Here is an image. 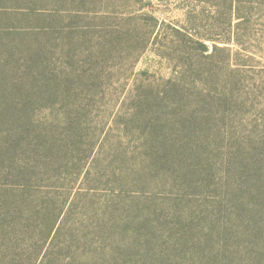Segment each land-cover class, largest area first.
Here are the masks:
<instances>
[{"label":"trees","instance_id":"1","mask_svg":"<svg viewBox=\"0 0 264 264\" xmlns=\"http://www.w3.org/2000/svg\"><path fill=\"white\" fill-rule=\"evenodd\" d=\"M84 1L0 0L3 241L19 234L23 242L25 238L31 240L34 232L44 237L61 231L62 213L73 190L67 187L68 192L64 183L78 177L84 167L86 177L91 175L92 166L86 162L93 148L77 150L80 141L86 139L80 127L87 115L78 118L70 113V109H81L84 100L74 92L75 84L70 83L67 73L70 57L74 56L71 36L78 28L65 21L63 15L79 12L62 8ZM204 39L213 43V49L216 43L226 44L224 40ZM198 43L206 48L203 42ZM138 98L134 114L125 125L137 124L140 150L148 160L145 158L140 169L133 168L127 177L121 173L112 175V179L119 184L118 194L123 195L131 193L124 187L136 185L141 176L145 180L156 174L152 178H157L161 172L166 187L173 191L170 204L151 202L144 207L139 198L129 197L123 206L125 200L115 197L123 199L119 223L111 226L106 219L83 222L91 229L82 228L80 233L79 264H96L95 257L114 264H264V125L255 140L231 147L230 138L215 135L207 122L201 121L199 126L195 117L187 122L174 120L173 116L169 120L154 118L152 124L153 120L145 115L151 113L150 109ZM58 104L68 107L67 113L61 114L62 121L47 125L36 118L38 110H51ZM213 114L225 124L224 111ZM54 125L62 134L56 133ZM168 125H179L174 135ZM197 127V134H190ZM156 139L155 145L152 141ZM47 175L49 182L39 177ZM150 185L145 181V187ZM50 194L61 201H51ZM115 210L108 217H114ZM158 211L169 215L162 217ZM48 245L51 251L69 247L68 243ZM17 255L14 252L7 256L11 257L10 264ZM52 263L49 260L48 264Z\"/></svg>","mask_w":264,"mask_h":264},{"label":"rangeland","instance_id":"2","mask_svg":"<svg viewBox=\"0 0 264 264\" xmlns=\"http://www.w3.org/2000/svg\"><path fill=\"white\" fill-rule=\"evenodd\" d=\"M62 8L79 12L63 15L78 28L71 36L74 56L67 73L69 82L75 84L74 92L84 100L81 109H70V113L78 118L87 115L80 127L86 139L77 150L93 148L86 162L92 166V179L86 177L84 167L78 177L64 183L63 187L73 190L62 213L61 231L44 237L34 232L31 240L23 242L19 234L4 241L0 237V264H10L7 256L14 252L18 255L12 264H48L49 260L52 264H79L80 233L82 228L91 229L83 222L106 219L114 226L131 197L139 198L144 207L151 202L170 204L173 191L166 187L161 172L157 178H152L156 174L145 180L141 176L136 185L124 187L131 193L123 195L118 194L119 184L112 179L121 173L127 177L148 160L140 150L137 124L125 125L134 114L137 97L150 109L145 115L152 124L154 118L169 120L173 116L187 122L195 117L199 126L201 121L207 122L215 135L230 138L231 147L249 144L264 125V0H85ZM204 38L226 44L216 43L213 49V43ZM67 110L58 104L51 110H38L36 118L50 125L48 122L62 121L61 114ZM222 111L224 125L213 114ZM178 126L168 125L172 135ZM53 128L62 134L59 127ZM197 132L198 127L190 134ZM151 141L156 145L158 139ZM39 177L49 182L48 175ZM145 181L151 187H145ZM48 196L51 201H61ZM117 196L125 200L123 206V199L115 200ZM114 209L113 215L117 214L108 217ZM157 214L169 215L166 211ZM49 242L56 246L68 243L70 248L51 251ZM15 246L20 247L13 251ZM94 262L114 264L103 257H95Z\"/></svg>","mask_w":264,"mask_h":264}]
</instances>
